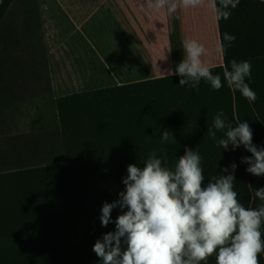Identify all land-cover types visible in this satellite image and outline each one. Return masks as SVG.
Listing matches in <instances>:
<instances>
[{
  "label": "clouds",
  "instance_id": "1",
  "mask_svg": "<svg viewBox=\"0 0 264 264\" xmlns=\"http://www.w3.org/2000/svg\"><path fill=\"white\" fill-rule=\"evenodd\" d=\"M264 4V0H259ZM241 0H149L148 8L166 9L168 15L178 8L192 9L207 6L214 18L228 20L231 10ZM236 37L227 32L217 43V50L226 51ZM183 60L175 66L173 75H179V87L199 91L201 82L219 91L225 83L232 91H239L249 104L255 103L257 94L246 82L252 77V64L243 60L231 61L230 69L223 67V80L214 74L217 65L206 63L207 48L195 39L182 41ZM222 66V65H221ZM223 133L218 138L217 133ZM172 133L165 130L160 137L167 143ZM206 137L216 142L218 148L235 151L241 146L251 156L242 157L249 165L250 174L264 176V147L253 143V130L248 122H228L221 110ZM231 146V149H230ZM168 156H157L150 151L141 167L129 164L122 183L125 189L119 198L105 202L99 217L103 227L115 224V230L105 233L93 245L101 264H260L264 254V187L255 189L256 207L246 208L238 199L235 189L237 165L221 169L222 175L211 176L204 185L205 175L201 156L197 150L185 148L174 166H168ZM231 169V172L230 170ZM119 208L121 214L113 221L112 212Z\"/></svg>",
  "mask_w": 264,
  "mask_h": 264
}]
</instances>
